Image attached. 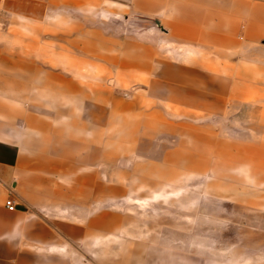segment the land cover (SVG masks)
<instances>
[{
  "label": "crops",
  "instance_id": "0c3cea01",
  "mask_svg": "<svg viewBox=\"0 0 264 264\" xmlns=\"http://www.w3.org/2000/svg\"><path fill=\"white\" fill-rule=\"evenodd\" d=\"M68 8L75 17L69 25ZM85 10L105 14L109 29L118 15L123 23L131 13L152 21L146 34L194 63L185 68L166 64L174 75L185 74L188 84L206 87L217 79L198 72L218 67L205 59L199 65L194 53L217 54L226 59L224 67L232 69L244 55L247 64L242 67L264 68V0H0V264H211L194 253L164 251L157 243L152 251L145 235L125 238L126 223L119 215L98 212V197L118 189L99 182L96 171L83 174L82 167L84 161L99 158L100 144L113 143L101 142L109 130H93L108 109L98 107V115L90 109L84 121L72 102L105 104L108 96L91 81L51 71H65L68 63L35 60L40 46L35 48V43L49 29L50 36L67 43L75 54L91 55L86 63L104 69L95 61L148 71L153 51L128 36L117 41L98 30L79 39L77 33L85 32ZM55 20L64 22L57 30L50 25ZM116 46L122 49L121 57L113 54ZM72 58V65L85 62ZM114 110L110 105L108 111ZM86 132L90 140L84 138ZM103 157L116 158L111 152ZM8 197L14 200L13 210L5 206Z\"/></svg>",
  "mask_w": 264,
  "mask_h": 264
},
{
  "label": "rangeland",
  "instance_id": "374dc122",
  "mask_svg": "<svg viewBox=\"0 0 264 264\" xmlns=\"http://www.w3.org/2000/svg\"><path fill=\"white\" fill-rule=\"evenodd\" d=\"M66 13L67 24L74 23V12L68 8ZM101 15L85 10V32L77 33L78 38L98 30L117 41L130 37L147 44L153 51L147 58L151 69H119L98 60L106 69L91 66L85 61H92L91 55L75 54L67 43L50 36L49 29L35 43V48L40 45L35 60L68 63L65 71H51L91 81L108 96L105 104L72 102L79 106L81 119L89 120L90 109L98 115V107L115 108L93 124V130L111 133L101 142L113 143L100 144L99 158L93 164L84 161L82 167L83 174L96 171L99 182L118 189L98 197V212L119 215L126 223L125 238L145 235L152 251L157 243L164 251L194 253L211 264H264V68L242 67L247 64L244 55L232 69L225 68L226 59L217 54L194 53L199 65L205 59L218 67L198 72L217 79L206 87L188 84L185 74L183 79L174 75L166 64L185 68L194 63L146 34L152 21L131 13L123 23L118 15L109 29ZM62 24L50 23L54 30ZM113 54L121 57L122 49L116 46ZM74 55L85 62L72 65ZM83 136L92 138L89 132ZM106 152L116 158L104 159Z\"/></svg>",
  "mask_w": 264,
  "mask_h": 264
},
{
  "label": "built area",
  "instance_id": "2783aa9c",
  "mask_svg": "<svg viewBox=\"0 0 264 264\" xmlns=\"http://www.w3.org/2000/svg\"><path fill=\"white\" fill-rule=\"evenodd\" d=\"M5 206L9 210H13L15 207L14 200L11 197H8L5 201Z\"/></svg>",
  "mask_w": 264,
  "mask_h": 264
}]
</instances>
